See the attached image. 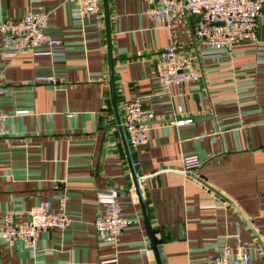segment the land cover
I'll list each match as a JSON object with an SVG mask.
<instances>
[{"label": "crops", "instance_id": "1", "mask_svg": "<svg viewBox=\"0 0 264 264\" xmlns=\"http://www.w3.org/2000/svg\"><path fill=\"white\" fill-rule=\"evenodd\" d=\"M25 4L54 8L47 30L60 38L61 53L9 56L0 32V109L9 113L0 136V213L42 198L54 205L64 191L71 223L43 230L35 250L0 240V264H156L141 215L115 243L95 237L96 191L115 190L126 216L140 209L109 97L102 5L78 18L66 0H0V20L19 16ZM107 6L120 116L131 98L154 111L147 141L129 149L144 176L160 263L206 264L220 243L237 240L264 264V17L254 40H238L225 54L195 43L193 15L163 26L145 15L144 0ZM169 42L196 55L201 75L160 92L154 60ZM185 116L192 120L173 122ZM189 153L200 163L184 174L181 157Z\"/></svg>", "mask_w": 264, "mask_h": 264}, {"label": "built area", "instance_id": "2", "mask_svg": "<svg viewBox=\"0 0 264 264\" xmlns=\"http://www.w3.org/2000/svg\"><path fill=\"white\" fill-rule=\"evenodd\" d=\"M73 4L78 18L96 14L101 10V0H66ZM145 15L155 24L171 26L184 17L193 15L195 43L206 49L233 52L236 41L254 40L259 17H264V0H144ZM54 8L25 4L19 16L0 20V32L4 35L3 47L9 56L20 52L32 55L60 54L55 48L61 40L49 34L47 20ZM263 49V46H258ZM155 81L160 92H167L172 84L197 81L201 71L196 65V55L191 51L179 50L175 42H169L154 60ZM50 79L51 75L43 76ZM177 111L181 106H177ZM25 110L16 109L13 113ZM9 113L0 109V136L6 133L4 123ZM154 118L151 107L139 98L127 99L122 103L121 123L128 146L135 148L147 141L150 122ZM190 116L178 117L176 124L188 123ZM200 161L195 153L181 157L182 173L191 172ZM144 179L137 175V182ZM133 192H135L133 187ZM136 195V193H134ZM66 192L54 197L39 199L28 210L8 208L0 213V240L7 246H18L35 250L40 233L46 228L64 229L71 223L66 210ZM97 204L93 218L95 237L98 242H117L122 231L129 225L140 222V209L135 215L123 214V207L113 189L95 192ZM29 216V219L23 216ZM206 264H254L249 251L240 242H222L213 254L206 256Z\"/></svg>", "mask_w": 264, "mask_h": 264}, {"label": "water", "instance_id": "3", "mask_svg": "<svg viewBox=\"0 0 264 264\" xmlns=\"http://www.w3.org/2000/svg\"><path fill=\"white\" fill-rule=\"evenodd\" d=\"M102 4V12H103V19H104V28H105V36H106V55H107V70H108V88H109V97H110V102L112 105V110L114 114V118L118 127V131L121 137L123 149L126 155L127 163L131 172V178H132V183L133 187L136 193L137 200L140 205V211H141V216L143 219V222L145 224V227L148 232V237L150 241V246L156 261V264H161L158 256V252L156 249V244L154 241L152 229L150 228V222L148 219V215L143 203V198L141 195V190L138 186L137 182V174L136 171L134 170L133 164H132V158L130 154V149L126 140L125 136V131L121 123V116L120 112L117 106L116 98H115V92H114V81H113V68H112V54H111V48H110V37H109V20H108V6H107V0H101ZM106 123V116H102L100 118V126L105 127ZM27 219H29V216H27Z\"/></svg>", "mask_w": 264, "mask_h": 264}]
</instances>
